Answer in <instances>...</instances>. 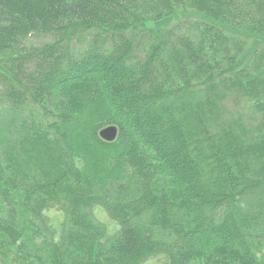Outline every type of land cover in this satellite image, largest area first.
Here are the masks:
<instances>
[{
  "label": "trees",
  "instance_id": "1",
  "mask_svg": "<svg viewBox=\"0 0 264 264\" xmlns=\"http://www.w3.org/2000/svg\"><path fill=\"white\" fill-rule=\"evenodd\" d=\"M239 32L264 0H0V264H264Z\"/></svg>",
  "mask_w": 264,
  "mask_h": 264
},
{
  "label": "rangeland",
  "instance_id": "2",
  "mask_svg": "<svg viewBox=\"0 0 264 264\" xmlns=\"http://www.w3.org/2000/svg\"><path fill=\"white\" fill-rule=\"evenodd\" d=\"M168 24V20H164L161 23H146V27L151 30H158L166 27ZM226 33L228 35L233 34V29H230V26H224ZM237 38L239 40H243L245 43L244 48L241 50L240 54V61L237 64L238 73L242 70H245V68L248 66V64L254 59V57L257 55L259 58L254 61V66L251 69L253 74L247 75V78L245 81H238L237 84L243 85L244 88L240 87L243 91H249L252 87L253 83V101L257 103V108H254L256 115L250 120L249 124L250 126H255L256 130L260 133V135H263L264 138V59H262V56L264 57V36L259 37H249L245 35L243 32H239L237 35ZM259 54V55H258ZM256 58V57H255ZM121 71L122 69L118 67ZM248 73V72H247ZM243 75L245 73H242ZM1 99V95H0ZM240 106H249V104L240 102ZM102 119V117H98L97 121ZM96 121V122H97ZM99 124V122H97ZM109 125H106L105 121L102 125H100L98 132L102 128H106ZM98 134V133H97ZM18 138H20L22 135L16 134ZM99 138V137H98ZM84 147L82 149L89 148L91 144L85 146V143L82 144ZM86 147V148H85ZM103 154V153H102ZM257 160V159H256ZM94 217L99 222L105 224L107 236L114 235L117 230L119 229V225L117 222L112 221L110 218L107 217V214L104 212V210L101 207H97L93 209ZM46 216L49 223V230L52 234V239L59 240L61 231H62V221H63V215L58 211H47ZM148 264H154L152 261Z\"/></svg>",
  "mask_w": 264,
  "mask_h": 264
},
{
  "label": "water",
  "instance_id": "3",
  "mask_svg": "<svg viewBox=\"0 0 264 264\" xmlns=\"http://www.w3.org/2000/svg\"><path fill=\"white\" fill-rule=\"evenodd\" d=\"M117 136L118 129L114 126L104 128L99 132V137L106 142H114Z\"/></svg>",
  "mask_w": 264,
  "mask_h": 264
}]
</instances>
